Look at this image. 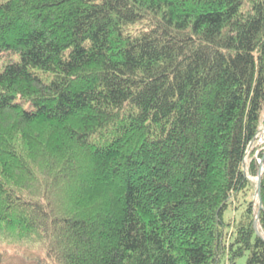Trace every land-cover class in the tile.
Instances as JSON below:
<instances>
[{"label": "trees", "instance_id": "obj_1", "mask_svg": "<svg viewBox=\"0 0 264 264\" xmlns=\"http://www.w3.org/2000/svg\"><path fill=\"white\" fill-rule=\"evenodd\" d=\"M261 128L264 0H0V264H264Z\"/></svg>", "mask_w": 264, "mask_h": 264}, {"label": "water", "instance_id": "obj_2", "mask_svg": "<svg viewBox=\"0 0 264 264\" xmlns=\"http://www.w3.org/2000/svg\"><path fill=\"white\" fill-rule=\"evenodd\" d=\"M262 135H264V131L262 133ZM263 162H264V153L263 156L258 160V165H259V169H258V174L256 176V191H255V199L258 202V208L261 209L262 208V203H261V196H260V183H261V174L263 172ZM244 162H243V166H244ZM258 217H259V212L257 211L255 214V218L253 221V228L254 231L256 233V235L258 237H260L262 240H264V238L262 237V235L260 234L259 230H258Z\"/></svg>", "mask_w": 264, "mask_h": 264}, {"label": "rangeland", "instance_id": "obj_3", "mask_svg": "<svg viewBox=\"0 0 264 264\" xmlns=\"http://www.w3.org/2000/svg\"><path fill=\"white\" fill-rule=\"evenodd\" d=\"M22 105L25 108H29L30 107V104L28 102H24ZM262 131L263 130L261 128L260 131H259V133H258V135H257V137H256V139L254 140V142L252 143L251 147L247 151L246 158L244 159V163L245 164H247L248 161H249L248 154H249V151H250L251 148H255L256 147L258 150L264 149V137L262 138V136H263L262 135V133H263ZM258 150L256 151V153L258 152ZM251 179L253 181H256V178L255 177H251ZM224 261H225V259L224 258H221L219 264H223ZM244 261H245V257L239 258V259H237L236 264H244Z\"/></svg>", "mask_w": 264, "mask_h": 264}]
</instances>
